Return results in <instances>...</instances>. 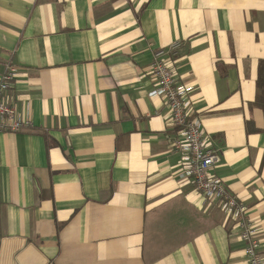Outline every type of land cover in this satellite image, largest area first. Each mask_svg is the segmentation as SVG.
<instances>
[{"label":"crops","instance_id":"obj_1","mask_svg":"<svg viewBox=\"0 0 264 264\" xmlns=\"http://www.w3.org/2000/svg\"><path fill=\"white\" fill-rule=\"evenodd\" d=\"M247 208L264 260V0H0L6 99L32 127L0 133V264H247L240 229L182 177L154 52Z\"/></svg>","mask_w":264,"mask_h":264},{"label":"built area","instance_id":"obj_2","mask_svg":"<svg viewBox=\"0 0 264 264\" xmlns=\"http://www.w3.org/2000/svg\"><path fill=\"white\" fill-rule=\"evenodd\" d=\"M180 44V41H173L167 47L157 49L150 63V72L157 81L154 94L165 100L176 129L171 146L184 156L187 163L181 176L190 178L195 189L205 198L226 206L230 218L240 229L239 238L247 264H264L259 252L257 227L249 219L244 203L226 191L223 183L211 174L216 154L206 145L200 119L192 116L186 106L185 92L177 88L168 59L176 57ZM16 76V68L7 62L0 74V133H16L32 127L31 121L19 114L6 99V92L12 87Z\"/></svg>","mask_w":264,"mask_h":264},{"label":"trees","instance_id":"obj_3","mask_svg":"<svg viewBox=\"0 0 264 264\" xmlns=\"http://www.w3.org/2000/svg\"><path fill=\"white\" fill-rule=\"evenodd\" d=\"M256 87L259 90V93L256 95L253 104L264 111V61L260 62L258 65Z\"/></svg>","mask_w":264,"mask_h":264}]
</instances>
